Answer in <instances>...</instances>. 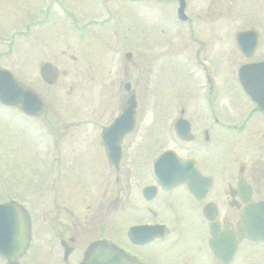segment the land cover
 <instances>
[{"label": "flooded vegetation", "instance_id": "1", "mask_svg": "<svg viewBox=\"0 0 264 264\" xmlns=\"http://www.w3.org/2000/svg\"><path fill=\"white\" fill-rule=\"evenodd\" d=\"M209 88L200 99L205 119H196L197 129L188 120L191 135L171 147L195 166L171 168L170 180L188 182H161L152 163L163 149L152 154L143 141L146 149L134 150L138 124L123 135L113 130L107 139L119 151L112 144L108 153L101 132L114 117L100 125L91 119L77 137L79 149L65 150L66 125L49 123L42 108L36 118L48 134L34 135L30 151L40 172L25 179L27 189L39 190L36 198L11 193L0 200L7 205L0 264H82L98 244L133 264H264V108L240 86L238 102L218 100L212 81ZM97 156L103 167L94 171L92 197L80 198L79 166ZM2 214L20 220L21 230L9 234L13 225Z\"/></svg>", "mask_w": 264, "mask_h": 264}, {"label": "rangeland", "instance_id": "2", "mask_svg": "<svg viewBox=\"0 0 264 264\" xmlns=\"http://www.w3.org/2000/svg\"><path fill=\"white\" fill-rule=\"evenodd\" d=\"M46 1L0 0V68L9 69L39 95L49 123L56 119L66 125L65 150H78L84 124L91 119L98 125L107 123L130 93L137 100L135 134L140 135L134 150L146 149L143 141L153 145L152 154L172 146V120L179 106L185 118L195 121V129L196 119H205L200 100L207 95L201 85L202 58L218 100L238 102L237 68L250 60L236 49L234 33L255 29L260 43L251 60L264 57V0H184V22L176 17L177 0H55L75 19L79 17L76 23L82 33L73 28L71 15L53 4L28 37L21 35L25 21L37 16V8ZM44 61L59 70L50 86L38 74ZM124 82L131 84L128 91L122 87ZM17 111L0 107V200L11 193L36 198L39 190L27 189L25 179L34 181L40 172L30 158L32 139L48 133L43 132L40 119L20 124L12 116ZM156 135L161 142L153 143ZM102 167L99 156L79 166L84 186L79 188L80 198L92 197L98 178L94 171L100 173Z\"/></svg>", "mask_w": 264, "mask_h": 264}, {"label": "water", "instance_id": "3", "mask_svg": "<svg viewBox=\"0 0 264 264\" xmlns=\"http://www.w3.org/2000/svg\"><path fill=\"white\" fill-rule=\"evenodd\" d=\"M184 3L180 0L178 15L183 18L182 10ZM235 45L239 51L246 57H250L257 45V35L254 31H239L235 34ZM130 54L126 53V57ZM41 78L48 84H52L58 75L57 69L50 63L44 62L39 69ZM255 77H253V76ZM238 79L245 92L258 104L264 105V60L259 63H250L242 65L238 70ZM125 89L129 88V83L123 85ZM257 89V91H256ZM0 102L6 105L22 103V109L25 112L34 114L38 110L33 105L41 104L37 96L23 89L22 86L15 83L11 74L6 70H0ZM135 99L131 95L127 99V106L121 115L114 120V123L128 124L133 119ZM37 109V110H36ZM40 109V108H39ZM35 110V111H34ZM183 133V132H182ZM171 155V151L162 153L156 161L157 166H162V161ZM170 173V172H169ZM95 252L85 264H128L118 253L98 244L92 247Z\"/></svg>", "mask_w": 264, "mask_h": 264}]
</instances>
